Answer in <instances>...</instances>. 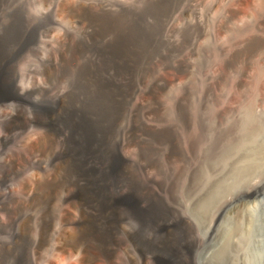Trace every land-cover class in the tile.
Wrapping results in <instances>:
<instances>
[{
	"label": "bare ground",
	"instance_id": "obj_1",
	"mask_svg": "<svg viewBox=\"0 0 264 264\" xmlns=\"http://www.w3.org/2000/svg\"><path fill=\"white\" fill-rule=\"evenodd\" d=\"M54 5L68 7L70 19L53 17L38 38L23 36L19 51L40 55L39 63L24 61L25 86L15 79L18 58L0 37V264H45V250L57 257L61 247L84 264H180L191 244L175 235L159 176L178 163L177 133L187 127L181 103L174 109L180 118L165 122L156 101L171 71L157 75L134 100L132 65L143 46L110 24L113 6L102 2L101 11L88 13L75 10V0ZM75 47L86 63L75 59ZM69 83L91 96L94 117L75 123ZM126 116L121 142L109 150L112 132L104 121ZM57 177L65 179L58 186ZM155 251L167 253V261Z\"/></svg>",
	"mask_w": 264,
	"mask_h": 264
},
{
	"label": "rangeland",
	"instance_id": "obj_2",
	"mask_svg": "<svg viewBox=\"0 0 264 264\" xmlns=\"http://www.w3.org/2000/svg\"><path fill=\"white\" fill-rule=\"evenodd\" d=\"M56 1L0 0V37L18 58L21 86L29 73L24 61L40 58L19 51L23 36L38 38L53 17L70 19V9ZM102 2L121 7L109 8L110 24L143 46L132 65L134 100L157 75L171 71L172 80L158 91L160 114L176 121L178 103L188 110L187 127L177 133L178 163L159 171L166 215L174 219L179 241L191 244L180 264H264V0H75V10L95 13ZM32 25L39 28L33 32ZM75 59L86 63L81 48L75 47ZM68 88L75 95V123L94 117L91 96L71 83ZM127 117L104 121L112 132L109 150L119 146ZM4 125L0 121V129ZM57 178V186L65 181ZM248 189L255 194L245 197ZM65 250L59 248L57 257L45 250V264H84ZM153 255L168 259L164 251Z\"/></svg>",
	"mask_w": 264,
	"mask_h": 264
}]
</instances>
